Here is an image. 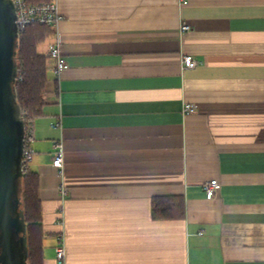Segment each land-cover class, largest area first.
Here are the masks:
<instances>
[{
  "label": "crops",
  "instance_id": "obj_1",
  "mask_svg": "<svg viewBox=\"0 0 264 264\" xmlns=\"http://www.w3.org/2000/svg\"><path fill=\"white\" fill-rule=\"evenodd\" d=\"M57 4L68 68L53 30L31 142L44 264L62 244V264H264V0ZM177 196L183 218L152 216Z\"/></svg>",
  "mask_w": 264,
  "mask_h": 264
},
{
  "label": "water",
  "instance_id": "obj_2",
  "mask_svg": "<svg viewBox=\"0 0 264 264\" xmlns=\"http://www.w3.org/2000/svg\"><path fill=\"white\" fill-rule=\"evenodd\" d=\"M12 0H0V264H28L22 159L26 126L18 101L20 33Z\"/></svg>",
  "mask_w": 264,
  "mask_h": 264
},
{
  "label": "trees",
  "instance_id": "obj_3",
  "mask_svg": "<svg viewBox=\"0 0 264 264\" xmlns=\"http://www.w3.org/2000/svg\"><path fill=\"white\" fill-rule=\"evenodd\" d=\"M31 3L52 0H29ZM53 33L47 25L31 24L20 32L18 51L19 77L16 83L18 101L25 120L26 132L33 129L34 120L43 115L47 105L48 56L38 47ZM26 135V134H25ZM40 178L29 168L24 173L22 202L28 227V264H44L42 206L39 197ZM185 215L184 199L157 197L153 200L155 219H178Z\"/></svg>",
  "mask_w": 264,
  "mask_h": 264
},
{
  "label": "built area",
  "instance_id": "obj_4",
  "mask_svg": "<svg viewBox=\"0 0 264 264\" xmlns=\"http://www.w3.org/2000/svg\"><path fill=\"white\" fill-rule=\"evenodd\" d=\"M14 7L17 13V27L19 33L24 31L31 24H40L50 26L56 33V39L54 44L49 50V57L53 58L56 61L55 73L59 74L66 68L68 65L61 54V39L58 32V24L61 20V16L58 12L57 0H52L50 2H39L31 3L29 0H12ZM182 5H186L188 0H180ZM190 26L187 23H182L181 31H188ZM197 66V62L192 56L185 55L182 58V67L184 70L193 69ZM198 107L194 104L185 103L183 106V113L185 115L192 114L197 111ZM57 123L53 124L52 127L56 128ZM33 129L28 130L25 135V147L24 154L22 159V167L24 173L30 168L32 147L31 142L33 140ZM62 145L60 143L54 144L56 153L53 158V165L57 169H62L64 164V159L60 148ZM221 188V184L218 179H211L204 183L203 189L205 191L206 197L208 199L214 198ZM66 258V249L64 245H60L56 249V259L59 263H63Z\"/></svg>",
  "mask_w": 264,
  "mask_h": 264
},
{
  "label": "rangeland",
  "instance_id": "obj_5",
  "mask_svg": "<svg viewBox=\"0 0 264 264\" xmlns=\"http://www.w3.org/2000/svg\"><path fill=\"white\" fill-rule=\"evenodd\" d=\"M49 41H50V37L49 38H47L39 47H38V50L40 51V52H43V53H45V51H46V49H47V47H48V44H49Z\"/></svg>",
  "mask_w": 264,
  "mask_h": 264
}]
</instances>
